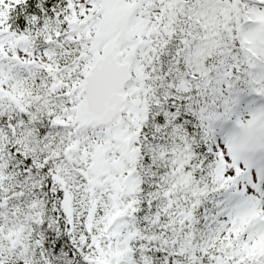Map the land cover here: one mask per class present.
Returning <instances> with one entry per match:
<instances>
[{"label":"snow or ice","instance_id":"6c2138e0","mask_svg":"<svg viewBox=\"0 0 264 264\" xmlns=\"http://www.w3.org/2000/svg\"><path fill=\"white\" fill-rule=\"evenodd\" d=\"M0 264H264V0H0Z\"/></svg>","mask_w":264,"mask_h":264}]
</instances>
